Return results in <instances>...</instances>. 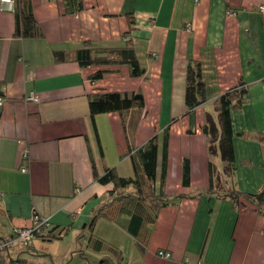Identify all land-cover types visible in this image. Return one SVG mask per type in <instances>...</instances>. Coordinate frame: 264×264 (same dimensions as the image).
Here are the masks:
<instances>
[{
    "label": "crops",
    "instance_id": "obj_1",
    "mask_svg": "<svg viewBox=\"0 0 264 264\" xmlns=\"http://www.w3.org/2000/svg\"><path fill=\"white\" fill-rule=\"evenodd\" d=\"M30 2L42 37L25 40L14 37V14L0 3V242L14 228L31 226L33 214L47 218L46 230L59 238L34 239L27 250L14 241L7 256L24 264L100 263L102 255L87 249L88 225L112 185L99 184L92 167L98 177L108 168L132 177L128 148L157 134L158 177L168 128L169 204L158 213L145 253L111 221L97 220L93 233L116 246L124 264H264V214L208 192L209 162L214 169L219 162L224 190L254 193L264 184V13L258 10L264 0H82L74 14L64 13L61 0ZM84 42L97 49L131 43L144 74L131 77L122 64L54 61L53 52L72 53ZM189 61L201 65L206 101L184 115ZM100 70L102 77L91 81ZM240 83L247 93L231 113L230 178L219 155H208L202 126L208 115L219 128L216 99ZM30 92L39 103L27 100ZM105 92L141 93L144 110L135 126L131 111L125 126L118 113L90 119L89 96ZM51 240H60L61 251L43 242Z\"/></svg>",
    "mask_w": 264,
    "mask_h": 264
},
{
    "label": "trees",
    "instance_id": "obj_2",
    "mask_svg": "<svg viewBox=\"0 0 264 264\" xmlns=\"http://www.w3.org/2000/svg\"><path fill=\"white\" fill-rule=\"evenodd\" d=\"M61 3L63 11L66 14L78 13L83 9L82 0H61ZM11 10L14 14V37L24 40L42 37L32 12L30 0H13ZM53 59L56 62L72 59L82 68L122 64L128 67L131 77H141L144 74V70L140 67L136 58L133 46L129 42L123 48L107 49H97L92 47L90 43L84 42L82 47L72 53L62 51L53 52ZM201 72V65L198 62L189 61L187 63L184 88L186 111L184 115L189 114L206 101L205 86L202 81ZM102 75L103 71H97L91 76V81L100 79ZM246 93V88L242 83L222 93L216 99L219 128L208 115L202 126V132L207 137L208 155H219L223 163V172L230 178H232L235 170L232 146L234 132L231 113L233 110L240 108L245 100ZM143 110L144 100L139 92H105L90 95L88 98V111L92 121L99 114L118 113L122 126H125L127 124L125 115L131 111L134 113L132 115V124L135 126L142 117ZM167 131L168 128L163 131L161 138V164L158 177L157 161L159 141L157 134H153L138 148H128V156L133 171L132 177H119L114 169L109 168L105 169L103 175L98 177L94 167H92L94 179L99 184L112 185V189L109 191L110 199L93 214L88 225L90 234L87 240V249L103 257L101 262L97 264H124L122 252L116 246L97 237L93 233L94 224L99 219L113 222L133 239L136 248L141 254L145 253L158 213L169 204V199L164 192ZM208 173V192H212L213 189L217 192L220 191L219 198H228L236 206H241L249 202L257 213L264 214V184L254 193L240 192L234 187L223 190L218 185L220 179L216 176V171L211 162L208 163ZM189 183V167L187 161H184L182 185L183 187H187ZM177 198H181V196H177ZM47 225L41 227L40 230L44 235L35 238H59L58 234L53 235L52 231L46 230ZM14 241L18 242L22 248L27 250L32 240L24 243L18 240L14 233L10 235L9 240H2L0 242V264H24L23 260L17 257H9L6 254L7 247H9V244L11 247V243Z\"/></svg>",
    "mask_w": 264,
    "mask_h": 264
},
{
    "label": "built area",
    "instance_id": "obj_3",
    "mask_svg": "<svg viewBox=\"0 0 264 264\" xmlns=\"http://www.w3.org/2000/svg\"><path fill=\"white\" fill-rule=\"evenodd\" d=\"M0 3L4 4L6 6L7 9L11 10L12 9V3L13 0H0ZM258 10L261 13H264V4L260 5L258 7ZM228 15H232L231 12H228ZM263 87H264V81L262 82ZM27 100L31 101L33 103H39V99L33 94V93H29L27 96ZM0 103H1V98H0ZM28 158L27 153H22L21 154V159L22 160H26ZM22 172L26 171V168L23 167L21 168ZM31 221L32 224L29 227L26 228H14L12 233L15 234V236L17 237L18 240L26 243V242H30L31 240H33L35 237L37 236H42L44 235L40 230L41 227L46 226L48 224V219L47 218H42L40 216H38L37 214H33L31 217ZM156 255L164 260H168L170 259L171 255L164 251V250H158Z\"/></svg>",
    "mask_w": 264,
    "mask_h": 264
},
{
    "label": "rangeland",
    "instance_id": "obj_4",
    "mask_svg": "<svg viewBox=\"0 0 264 264\" xmlns=\"http://www.w3.org/2000/svg\"><path fill=\"white\" fill-rule=\"evenodd\" d=\"M263 85V84H262ZM218 165V166H217ZM219 162L216 164V167H215V171H216V174L219 172ZM223 182H226L225 179L222 178V181H220V183L218 184L220 186V188H222L224 190V186H223ZM227 190V189H226ZM38 242H41L42 240H40L41 238H35ZM34 240V239H33ZM35 241V240H34ZM60 240H51L50 243L45 242L43 241L45 244H51L50 245V248L51 251H61L60 249L62 248V245L60 243H57L59 242ZM53 245V246H52Z\"/></svg>",
    "mask_w": 264,
    "mask_h": 264
}]
</instances>
